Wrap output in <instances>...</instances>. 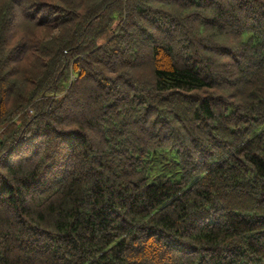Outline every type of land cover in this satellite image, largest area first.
I'll return each mask as SVG.
<instances>
[{
  "label": "trees",
  "instance_id": "obj_1",
  "mask_svg": "<svg viewBox=\"0 0 264 264\" xmlns=\"http://www.w3.org/2000/svg\"><path fill=\"white\" fill-rule=\"evenodd\" d=\"M0 264H264V0H0Z\"/></svg>",
  "mask_w": 264,
  "mask_h": 264
}]
</instances>
